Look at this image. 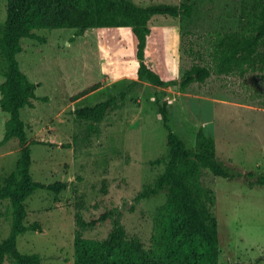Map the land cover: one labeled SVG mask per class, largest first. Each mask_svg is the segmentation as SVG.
Here are the masks:
<instances>
[{"label": "rangeland", "instance_id": "obj_1", "mask_svg": "<svg viewBox=\"0 0 264 264\" xmlns=\"http://www.w3.org/2000/svg\"><path fill=\"white\" fill-rule=\"evenodd\" d=\"M192 4L191 17L155 14L148 22L147 54L164 78L180 77L194 63L203 64L206 46L217 32L238 30L243 24V0H134ZM0 0V30L6 19ZM42 39L24 37L17 53L21 69L35 82L32 106L21 108L31 143L30 170L42 182L64 181L54 193L37 189L27 199V224L37 230L18 235V248L39 253L41 264H75V213L86 220L107 214L83 234L104 238L119 221L129 236L149 245L153 219L165 193H138L152 184L164 168L170 144L159 104L167 107L168 124L188 146L199 127L213 137L218 156L234 171L231 178L203 169L202 182L216 195L219 264H264V185L249 173L264 171V66L256 62L242 74L218 73L187 87L155 85L137 80L135 37L129 27H91L84 35L71 27L40 28ZM5 62L0 53V82ZM91 86H96L91 89ZM126 91L119 107L95 128L76 115ZM1 97V94H0ZM8 113L0 106V140ZM22 144L13 138L0 144V186L17 168ZM12 206L0 200V241L10 231ZM2 264H12L6 260Z\"/></svg>", "mask_w": 264, "mask_h": 264}, {"label": "trees", "instance_id": "obj_2", "mask_svg": "<svg viewBox=\"0 0 264 264\" xmlns=\"http://www.w3.org/2000/svg\"><path fill=\"white\" fill-rule=\"evenodd\" d=\"M6 1V19L0 30V53L5 62L4 80L0 82V106L8 113V118L0 144L16 138L22 147L16 170L0 186V200L9 199L12 206L10 231L0 241V264L6 260L12 264L42 263L43 257L39 253L22 252L17 245L19 234L39 228L36 221L25 222V201L37 189H48L57 194L66 186L64 181L36 180L30 170L31 143L45 142L36 139L27 141L26 124L21 117V108L33 105L37 85L21 69L16 56L22 50V38L42 39L35 32L40 28L71 27L76 29V34L84 35L91 27H129L135 37V55L139 61L137 80H132L133 84L145 80L155 85H179L184 88L194 81H204L213 70L242 74L256 62L264 66V0H243L244 18L239 29L217 32L206 46L209 58L203 64L194 63L180 77L167 79L149 60L148 22L155 14L191 17V3L153 2L142 5L134 0ZM95 87L91 86V89ZM126 93L123 90L93 105L77 108L76 115L89 119V127L95 128L96 123L119 107ZM159 111L167 129L170 152L166 158L157 159V162L164 163L163 170L152 184L138 193V197H148L163 191L166 196L154 215L149 245L138 237L129 236L119 221L114 222L106 237H87L83 230L105 220L107 214L86 220L77 211L75 264H219L216 195L211 187L202 182L201 174L204 168L227 178L234 177L235 173L218 156L214 138L207 135L202 127L197 130L194 146H188L170 128L165 103L159 104ZM249 174L255 176L256 183L264 185V171Z\"/></svg>", "mask_w": 264, "mask_h": 264}, {"label": "crops", "instance_id": "obj_3", "mask_svg": "<svg viewBox=\"0 0 264 264\" xmlns=\"http://www.w3.org/2000/svg\"><path fill=\"white\" fill-rule=\"evenodd\" d=\"M190 84H191V83H190ZM190 84H189V85H190ZM189 85H188V86H189Z\"/></svg>", "mask_w": 264, "mask_h": 264}]
</instances>
